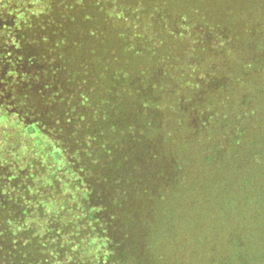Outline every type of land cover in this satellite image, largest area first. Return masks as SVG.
Returning <instances> with one entry per match:
<instances>
[{"label":"trees","instance_id":"1","mask_svg":"<svg viewBox=\"0 0 264 264\" xmlns=\"http://www.w3.org/2000/svg\"><path fill=\"white\" fill-rule=\"evenodd\" d=\"M0 264H264V0H0Z\"/></svg>","mask_w":264,"mask_h":264}]
</instances>
